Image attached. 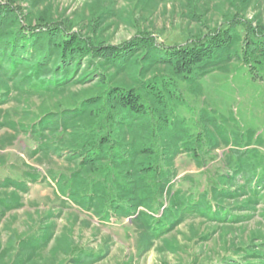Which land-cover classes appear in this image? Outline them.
<instances>
[{
	"label": "rangeland",
	"instance_id": "374dc122",
	"mask_svg": "<svg viewBox=\"0 0 264 264\" xmlns=\"http://www.w3.org/2000/svg\"><path fill=\"white\" fill-rule=\"evenodd\" d=\"M0 4L25 27L95 44L145 32L166 48L229 43L189 79L140 54L129 70L12 88L0 104V264H264V54L246 48L264 40V0ZM114 89L146 112L118 105ZM67 112L59 131L35 132ZM104 112L117 121L97 150ZM136 182L147 191L132 194Z\"/></svg>",
	"mask_w": 264,
	"mask_h": 264
},
{
	"label": "trees",
	"instance_id": "16d2710c",
	"mask_svg": "<svg viewBox=\"0 0 264 264\" xmlns=\"http://www.w3.org/2000/svg\"><path fill=\"white\" fill-rule=\"evenodd\" d=\"M141 34L122 45L95 44L90 39L69 34L60 25L25 27L19 23L15 11L0 4V104L6 102L12 88L17 86L27 87L34 92L49 91L65 86L72 77H79L80 81L95 77L103 65L129 70L137 66L135 59L140 54L145 60L174 66L178 74L189 79L195 69L210 62L215 53L227 49L229 44H225L227 38L222 40L221 36H215L199 46L166 48L158 46L149 33ZM249 47L264 54V40L258 44L255 41L246 44V48ZM43 74L50 79L47 80L46 76L43 78ZM108 97L137 115L146 112L144 100L132 91L114 89ZM70 113L45 117L34 126L35 132H43L44 135L48 130L59 131L66 126ZM116 118L117 113L114 112L101 114L99 126L107 134L96 140L97 150H102L108 144V128L116 123ZM85 162L93 163V160L85 159ZM146 186L145 183L136 182L131 189L134 193H131L135 195L140 190L146 192Z\"/></svg>",
	"mask_w": 264,
	"mask_h": 264
}]
</instances>
